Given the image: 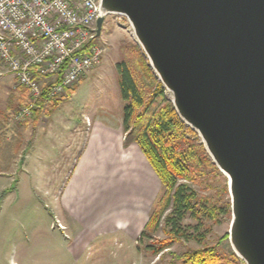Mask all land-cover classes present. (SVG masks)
<instances>
[{"label": "rangeland", "instance_id": "374dc122", "mask_svg": "<svg viewBox=\"0 0 264 264\" xmlns=\"http://www.w3.org/2000/svg\"><path fill=\"white\" fill-rule=\"evenodd\" d=\"M118 22V14L105 15L99 40L106 49L100 61L73 85L69 96H59L64 99L57 107L42 112L36 125L32 115L16 118L23 104L14 107L9 119L0 120V264H174L176 254L212 244L232 264V248L224 238L230 215L220 216L219 222L206 218L200 242L176 241L157 254L153 247L167 236L161 223L139 239L160 182L139 147L122 143V101L114 65L123 56L122 43L135 39ZM0 69H6L2 62ZM105 128L113 129V137L119 135L120 151L118 158L109 152L101 170L93 162L92 141L96 151H103L100 133ZM187 137L201 142L195 132ZM81 148H86L84 159ZM127 152L134 158L125 159ZM106 177L96 195L94 185ZM203 181L202 186L192 184L198 193L219 203L229 200L223 190L227 177L219 170L209 169ZM183 223L194 220L185 218Z\"/></svg>", "mask_w": 264, "mask_h": 264}, {"label": "water", "instance_id": "95a60500", "mask_svg": "<svg viewBox=\"0 0 264 264\" xmlns=\"http://www.w3.org/2000/svg\"><path fill=\"white\" fill-rule=\"evenodd\" d=\"M128 21L178 117L227 177V238L264 264V0H101Z\"/></svg>", "mask_w": 264, "mask_h": 264}, {"label": "trees", "instance_id": "16d2710c", "mask_svg": "<svg viewBox=\"0 0 264 264\" xmlns=\"http://www.w3.org/2000/svg\"><path fill=\"white\" fill-rule=\"evenodd\" d=\"M121 59L114 65L118 95L122 101L120 121L124 133L123 146L135 143L160 182V191L152 203L151 211L139 239L149 236L148 230H161L167 236L153 247L157 254L172 243L194 239L201 241L205 219L219 222L220 216L230 215V203L217 202L211 195L197 192L192 184L204 185L209 169H218L208 157L201 142L187 137L193 132L176 114L165 88L148 63L144 52L135 41L122 43ZM63 69L54 80L45 84L43 93L33 109L32 121L36 125L42 112H51L63 97L47 101L46 92L61 78ZM73 88L66 89V96ZM227 190V185L223 187ZM191 218L194 223H183ZM227 238V234L224 235ZM152 247V245H149ZM232 264H240L231 251ZM174 264H226L218 244L198 246L176 254Z\"/></svg>", "mask_w": 264, "mask_h": 264}, {"label": "built area", "instance_id": "2783aa9c", "mask_svg": "<svg viewBox=\"0 0 264 264\" xmlns=\"http://www.w3.org/2000/svg\"><path fill=\"white\" fill-rule=\"evenodd\" d=\"M101 0H0V62L27 90L17 119L33 114L43 86L50 101L66 95L100 61L106 47L95 34ZM119 25L132 34L124 16ZM165 93L171 94L165 89Z\"/></svg>", "mask_w": 264, "mask_h": 264}, {"label": "crops", "instance_id": "0c3cea01", "mask_svg": "<svg viewBox=\"0 0 264 264\" xmlns=\"http://www.w3.org/2000/svg\"><path fill=\"white\" fill-rule=\"evenodd\" d=\"M0 76L2 77V79L0 81V87H1L0 103L3 105V107H4L3 109H5L4 111H0V120L4 121V120L9 119V117L12 116V110L14 109V107H16V109H17V107H19V105H22L25 103L26 98H27V90L25 89V87H23L21 85H16L13 75L10 72H8L6 69H3V70L0 69ZM110 131H113V129L105 128V130H102V134L100 133V135L103 136V140L101 141V142H103L102 144H104V150L103 151H101V148L98 151H96L95 142L92 141V154L94 155V158H95L93 162H94V164L96 163L95 166H97L101 170L104 166V160L105 159L110 160L108 153L110 152V153L114 154L116 158H118L116 156V153L118 152V150L120 151L119 135L116 134V136L113 137L112 136L113 134L110 135ZM115 137H116V139H115ZM98 141H100V139ZM98 141H97V143H98ZM128 146H126V148ZM82 151H83V148H81L80 153L82 154L81 156L84 159V157H86V148H84V152H82ZM130 152H127V155H124L125 159L130 160V159L134 158L135 153L132 151L131 153H133L134 155H133V157L132 156L129 157ZM128 162H130V161H128ZM84 164H86V161L84 162ZM98 173H96V174H98ZM87 175L88 174L86 172V176ZM92 175H95V174H91V176ZM107 177L104 178V180H102L99 183V185L97 184V182L94 185V188L96 189V193H95L96 195H98V193L101 191L102 184L104 182L108 181ZM87 192L88 193H85L86 198H88V196H89V191H87ZM87 213H88V216L91 213L90 210H88V205H86V214Z\"/></svg>", "mask_w": 264, "mask_h": 264}]
</instances>
